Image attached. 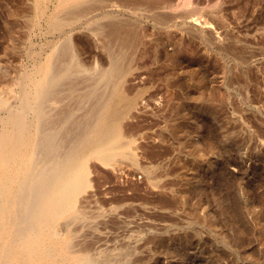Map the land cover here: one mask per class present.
<instances>
[{"label": "rangeland", "instance_id": "rangeland-1", "mask_svg": "<svg viewBox=\"0 0 264 264\" xmlns=\"http://www.w3.org/2000/svg\"><path fill=\"white\" fill-rule=\"evenodd\" d=\"M62 1L0 0V141L12 113L23 114L24 155L39 160L44 133L56 144L82 134L86 122L97 133L77 160H86L92 179L73 208L81 215L57 227L70 246L59 264H264V0H220L218 9L215 0ZM71 10L76 16L66 19ZM108 20L130 21L142 38L131 46L104 37ZM112 47L126 63L125 55L109 59ZM47 64L68 65L58 67L53 88L58 70L46 74ZM111 65L125 70L123 96L101 78ZM38 84L49 89L42 119L25 106ZM118 111L126 132L103 164L95 154ZM10 154L4 146L3 157Z\"/></svg>", "mask_w": 264, "mask_h": 264}, {"label": "bare ground", "instance_id": "bare-ground-1", "mask_svg": "<svg viewBox=\"0 0 264 264\" xmlns=\"http://www.w3.org/2000/svg\"><path fill=\"white\" fill-rule=\"evenodd\" d=\"M68 1H70L71 4L72 2H76L72 0H65L66 3L70 4V2ZM126 1L127 0H125V2ZM63 2L64 1L61 2L60 0V4L63 5ZM139 2L140 4L147 5V6H158L161 3V0H138V3ZM182 2L190 4L191 0H182ZM212 6L218 9V7H220V0L218 1L215 0ZM72 7H68V8H72ZM73 8L75 10V7ZM68 10L69 9H67V12ZM74 10H71V12ZM71 12L69 14L70 16H67L68 15L67 13L66 19H68L69 17L71 18L73 14L76 16L75 11L74 13L72 12V15H71ZM221 17H222V13L217 12L216 14L217 20H220ZM159 18H163V17H161L160 15ZM102 28H103L104 37L106 36L108 39L116 38L121 41V42L118 41L121 44L122 42H125V45L127 43L130 44L134 41L137 42V39L139 41L142 38L141 37L142 35L137 30L136 26L128 20L127 21L108 20L102 25ZM104 37L102 35L101 38H104ZM104 39H102V41ZM109 42L107 41L105 43L108 44ZM66 43L70 44L69 46H71L72 41L71 43L70 41ZM111 43L112 42H110V44ZM115 43L113 45H115ZM113 45L111 44V46ZM71 47L73 48V45ZM113 47L112 49L114 51L115 47L114 48ZM135 47H134V50H135ZM64 48H66V46ZM107 48L105 49L109 50ZM109 48L111 50L110 45H109ZM122 48L124 49L125 47L122 46ZM117 49L118 47H116V50ZM123 49L119 51L117 50V52L115 50L116 54H114V56L112 54L113 51H111L112 53H110L109 51L108 53L110 57L109 59H114V57L115 59L122 58L121 56L125 55L121 53ZM129 49L130 48H128V50ZM66 51L68 52L67 48H66ZM69 52L71 53L72 51H69ZM69 52L68 54H70ZM129 52L128 53L126 52L127 56L131 53ZM179 52L180 51L177 50L176 53L178 54ZM63 54H61V56ZM75 54L76 52L73 55ZM57 55L59 56V52ZM73 55H71V57ZM124 57H126V55L123 56L122 60L124 59ZM125 59L123 62L126 61ZM61 60L59 59V61ZM77 60L79 61V59ZM51 62L53 63L54 61H51ZM70 62L68 63V65L70 64ZM112 62L113 60L111 61V63ZM125 63H123V65ZM65 64H67L66 61H65ZM65 64L63 66L67 68L68 65L65 66ZM51 65L50 64L46 65V74L49 72L48 74L50 76L52 75L51 73L55 72L56 68L58 70V67L59 68L63 67L61 64H60L61 67L59 66V64H58V67L57 66L54 67L55 65H52L53 66L52 67ZM71 66L69 65L68 69ZM53 68H55V70ZM103 70L104 71H102V75H101L102 80L107 79L109 82H112L110 86L112 87L113 90L118 92V96L125 95L126 90H127V89H123L124 84L126 82V77L124 73L125 70L123 69V71H121L120 73L118 71L117 73V70H118L117 65H111L109 69H103ZM59 72L60 70H58V73L55 72L51 78L48 77L50 78V82H51L48 84L49 85L51 84L52 88L59 85L58 83L56 86H54L56 82H59V81L61 82V80L59 79H62V77L61 78L58 77V76H61ZM70 72L71 71L69 70V73ZM61 73H63V77L64 75L65 76L67 75V72L65 74L64 72H61ZM57 74L59 75L57 76ZM70 76L72 77L71 74ZM57 79L59 81H57ZM76 79L78 78L76 77ZM87 81H89L88 83H90L91 80H89L88 78ZM95 81L96 80H94V82ZM103 81L106 82V80H103ZM93 83L91 81L90 85L92 86ZM48 84L47 86L49 88ZM71 84H72V80H71ZM79 84L83 85L82 82H80ZM84 84L86 83L84 82ZM91 86H87V88H90ZM36 87L38 90L35 93V96L33 92V95H31L32 97H30L29 101L26 102L25 106L35 107L36 108L35 111L37 112L38 116L42 119L46 117L45 114L47 111L45 109L46 107L45 108L43 107L45 106L43 105V103H44V99L46 98V95H48L46 92L49 89H47V87H44L43 84H38ZM72 87H74V84ZM54 89L52 91H54ZM94 89H96V87L92 88L91 90L93 91ZM64 90L62 91V94L65 93L66 95H68L67 93L68 91L64 92ZM49 92H50L49 94L54 93V92L51 93V91ZM61 96H64V95H61ZM42 100H43V103H40L42 102ZM65 101H66V98H65ZM69 101L70 100H68V102ZM132 104H133V100L130 103V105ZM94 105L92 104V106ZM89 107L91 106L89 105L88 108ZM97 108L99 109V107ZM97 108L96 110L95 108L90 109V111L92 112L94 111L91 116L97 113ZM68 109L71 110V107H68ZM69 110L67 111L68 113H69ZM92 112H90V114ZM69 114H72V113L70 112ZM12 115L15 118L11 121V129L8 130V132L4 134V136L1 138V141H0V264H59L60 257H64L68 255L67 252L70 246H69V241H68L69 233L60 234L57 231V227L59 225H62L63 223L65 224L67 219L70 218L71 216H78V214L82 212V210L79 211V208H77V210L73 208H75L77 204V200L79 199L80 196H82L83 191L87 190V188L91 186L92 179L89 178L90 166L88 165L86 160H83V161L82 159L81 161H77V160H79L80 157L86 156V153L89 150V145L94 143L95 139L97 138L96 129L94 128L92 124L90 123L88 124L87 122L86 123L84 122L85 123L84 130L82 126L83 132L80 128L82 134L80 133V131L77 132L78 131L77 129V131L75 130V133H73V135L71 136L69 135L70 137L69 139L67 138L64 140L63 139L61 140L60 137L62 136L60 135L58 130L56 131L53 130L55 131V132L52 131L55 135L54 137L58 136L60 140L62 141L61 144H58L60 143L58 142L57 143L58 145L56 143H52V141H49V138H46L44 136L45 133L42 134V136H40V138L37 141V146L39 148H41V146L44 147L42 148V150L39 149V153L41 152L43 153V156H42L43 159L39 160V159H36L37 157L33 158L32 156H25L26 154L24 155L23 147L26 143L29 142V137L27 135L28 132L26 130V127L22 125L19 121L21 118L20 116H22L23 114L22 113L20 114L12 113ZM123 116L124 115L122 114V111H118L116 115L117 118L114 120V127H115L114 133L112 134L111 137H107L106 142L100 145V147H102L101 150H99V152L95 154L96 159H98L103 164H111L110 161L112 159L113 152L122 146L120 141H121V138L125 135V132H126L125 126L127 125V124L126 125L124 124L125 119H123ZM75 118H78V116H75ZM78 119L80 120L81 118L79 117ZM45 132L47 133V131ZM48 134H52V133L50 132ZM44 139L45 141H43ZM42 142L52 143V144L51 145L48 144L49 147L48 145H46L47 148H45L44 145L46 143L42 144ZM6 145L10 148L11 154L9 156L3 157V147ZM236 206L238 210L239 207L237 204ZM238 212L237 213L240 214V210H238ZM233 225L234 223H231V226ZM44 229H47L48 230L47 233L52 236V239L48 243H46L43 239L42 231ZM31 255H34V256L31 257ZM91 259L90 261H88L90 264H102L98 262L97 260L95 261L94 258H91ZM111 261L112 260L106 261L104 264H110ZM115 261H113L114 264L117 262ZM67 262L72 263L73 261L70 258H68ZM116 264H119V261Z\"/></svg>", "mask_w": 264, "mask_h": 264}]
</instances>
